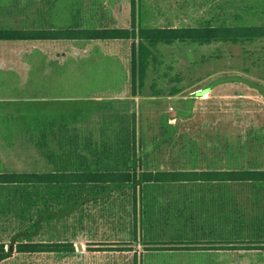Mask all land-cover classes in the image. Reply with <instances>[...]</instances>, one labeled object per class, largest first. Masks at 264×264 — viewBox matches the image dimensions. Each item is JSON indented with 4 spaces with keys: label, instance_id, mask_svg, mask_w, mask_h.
I'll use <instances>...</instances> for the list:
<instances>
[{
    "label": "rangeland",
    "instance_id": "1",
    "mask_svg": "<svg viewBox=\"0 0 264 264\" xmlns=\"http://www.w3.org/2000/svg\"><path fill=\"white\" fill-rule=\"evenodd\" d=\"M1 5V29H60L77 22L127 28L133 9L132 0ZM135 7L138 27L264 24V0H136ZM156 52L134 89L128 39L0 40V172L55 170L45 150L71 158L68 166L75 169H129L134 155L153 169H263L264 38L161 43ZM199 184L150 185L143 202L139 191L138 211L145 213L136 237L134 192L108 188L87 204L86 216L58 221L54 229L75 241L76 253L16 255L1 264H133L136 256L149 264L174 256L148 250L169 237L150 222L172 220L180 205H200L198 196L211 192ZM227 190L235 195L237 218L264 220V183H230L222 192ZM8 194L7 188L0 193V240L14 251L18 240L29 239L38 207L19 216L4 205ZM42 238V229L31 236ZM250 253L264 259V250Z\"/></svg>",
    "mask_w": 264,
    "mask_h": 264
},
{
    "label": "trees",
    "instance_id": "2",
    "mask_svg": "<svg viewBox=\"0 0 264 264\" xmlns=\"http://www.w3.org/2000/svg\"><path fill=\"white\" fill-rule=\"evenodd\" d=\"M132 21L127 28L109 26L84 27L73 23L60 29H1L0 40H29V39H128L132 50V81L143 82L151 64L157 60L156 48L159 44H174L177 41H193L209 44L218 41L249 42L264 38V24H199L186 26L138 27L136 22V0H132ZM45 155L51 162L57 163L55 170L46 172H0V193L7 188L9 194L5 206L17 212L19 216L27 213V207H38L37 217L30 229L26 230L29 239L18 240L13 249L0 240V264L19 255H60L67 256L77 251L73 239L62 236L54 229L58 221L66 223L72 216L82 218L88 213V205L96 202L106 189L120 187L130 188L133 192L134 222L133 233L138 234V218L144 216L138 211V192H143L140 202H143L147 186L162 184H227L237 182L264 183V168H206V169H153L146 168L142 158L134 155L129 169H98L91 166L75 169L68 166L71 158L53 157L49 150ZM61 163H64L63 166ZM104 187L98 191V187ZM39 205L41 207L39 208ZM259 219L258 215L256 216ZM261 221V220H260ZM258 225V224H256ZM254 227V226H253ZM259 232L251 239L236 240L234 248L264 249V220L258 225ZM42 229V239L34 240L31 236ZM53 231V232H52ZM261 231V233H260ZM64 237V238H63ZM99 244V243H98ZM219 243V248L221 247ZM157 249H199L217 248L201 245L199 242L169 243L156 242ZM130 248V247H126ZM150 248V247H149ZM130 250V249H127ZM138 264V257H135Z\"/></svg>",
    "mask_w": 264,
    "mask_h": 264
},
{
    "label": "crops",
    "instance_id": "3",
    "mask_svg": "<svg viewBox=\"0 0 264 264\" xmlns=\"http://www.w3.org/2000/svg\"><path fill=\"white\" fill-rule=\"evenodd\" d=\"M0 8H5V5H1ZM229 186L230 183L199 184L200 189L211 192L210 194L204 192L198 196L200 205L196 206V203L192 202H189L188 206L180 205L172 210L174 214L172 220L163 218L161 221L150 222L151 226L162 227L169 234L167 238L154 240L155 243L199 242L209 247L216 245L217 248L157 249L152 246L149 251H166L175 255L161 260L156 259L149 264H264V259L250 257V251L264 249H243L232 246L236 240L256 237L258 229H261L258 228L261 221L257 217L253 221L237 218L235 195L229 190L226 193L222 192L223 188L228 189ZM181 200L186 199L182 197ZM219 243L222 244L220 248ZM138 264H141L140 259Z\"/></svg>",
    "mask_w": 264,
    "mask_h": 264
}]
</instances>
